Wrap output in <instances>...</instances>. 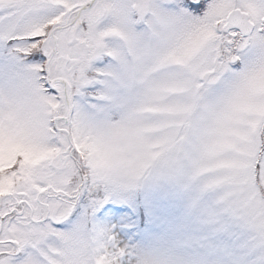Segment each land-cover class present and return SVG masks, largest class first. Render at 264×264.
<instances>
[{"label":"snow or ice","instance_id":"snow-or-ice-1","mask_svg":"<svg viewBox=\"0 0 264 264\" xmlns=\"http://www.w3.org/2000/svg\"><path fill=\"white\" fill-rule=\"evenodd\" d=\"M0 264H264V0H0Z\"/></svg>","mask_w":264,"mask_h":264}]
</instances>
